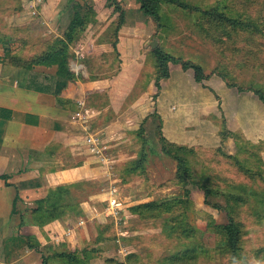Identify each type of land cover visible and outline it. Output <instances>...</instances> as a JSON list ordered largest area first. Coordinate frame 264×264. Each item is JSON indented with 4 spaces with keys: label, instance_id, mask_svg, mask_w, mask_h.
<instances>
[{
    "label": "rangeland",
    "instance_id": "1",
    "mask_svg": "<svg viewBox=\"0 0 264 264\" xmlns=\"http://www.w3.org/2000/svg\"><path fill=\"white\" fill-rule=\"evenodd\" d=\"M117 1L125 15H129V20L138 19L139 21L140 17L149 19L143 22L149 24V39H154L156 42L154 46L151 43L149 45L148 42L142 46L150 51L158 47L162 53L176 59L175 62L169 59L165 61L163 67L168 75L169 71H173L175 75L179 67L185 70L183 75L177 76V80L186 83L188 87L178 89L176 94H180L178 96L182 99H189L188 103L184 104L190 110L188 117L175 118L173 125L168 120L163 123L157 107L152 112H148L149 114L144 118L139 115L137 119H134L129 115L125 119L108 120L104 114V116L100 114L94 117L92 123H95V128L99 131L101 150L99 154L95 153L99 166L92 170L91 174L93 177L91 179L95 182L83 185L70 184L68 187L77 199L82 198V196L79 198L81 189H83L82 192L88 193L87 196L91 195L87 200L86 195L85 199H81V202L86 201V208L80 202H76L80 204L70 206L68 212L62 216L46 221L42 216H38L36 221L33 220L35 216L33 211L26 215H14L8 221L7 231L11 228L12 221L19 220L16 231L19 237L17 243L20 246L26 244L27 236H30L27 234L29 228L26 223L29 219H32L33 224H38L39 227L47 222L54 224L60 222L61 224L55 226L57 231L51 227L41 228V232L36 230V234L44 241L43 247L49 254L50 264H126L124 257L129 251L137 254L132 264H167L163 258L176 250L188 252L187 256L190 258L184 259L179 264H264V182L261 179H254L251 182L241 177L236 179L238 184L245 183L243 187L247 189L249 200L236 217L241 221L243 236L240 240L241 248L234 255L230 254L220 228L227 221L225 208L228 204L219 192L204 196L194 182L181 178L178 184L168 190L164 189L165 191L154 194L153 197L161 201L171 197L184 199L185 187H187L191 197L184 215V220L188 222L185 228L188 232H180L181 230L170 232L168 229L177 227L178 230L180 226L165 223L168 213L149 217L151 214L145 212L140 217L128 209L133 203L149 199L146 192L150 190L154 192L153 183L157 185L173 177L176 161L170 157L166 158L160 152L161 136H164L163 129L164 133H167L169 131L167 127L169 128L170 125L177 127V130L171 131L173 136L183 140L186 142L184 144L189 146L201 145L200 141H205V144L219 142L222 145L224 140L231 137V140L224 143V151L234 150L233 154L236 153L243 163L252 167L259 165V168L263 167L264 171V103L253 92L254 89H258L264 93V35L250 37L253 43L258 44L255 50L244 48L242 41L237 46L235 43L233 46L229 45L225 49L233 58L227 60L203 38L204 27L199 24L205 19L200 11L163 1L159 5L160 18L156 20L144 14L136 0ZM178 1L196 6L200 10L214 8L216 12L217 10L219 12L215 15L216 17L222 14L239 22L256 19L264 22V0ZM110 2L112 1L0 0V51L3 53L2 62L7 64L2 69V75L7 80L22 79L24 69L8 64L9 57L15 55V57L28 58L40 48L42 49L44 42L51 37L54 38L55 34L61 33L65 23L69 22L72 16V5H79V10L86 18L87 27L82 34L85 39L96 29L104 31L103 35L107 34L110 37L112 26L118 19L117 12L114 16V6ZM221 19H214V23L218 24ZM222 23L226 24V22ZM223 26L221 24L219 27H213L217 37L222 35ZM234 27L233 30H235ZM241 37V34L236 35L229 42L240 41ZM100 38L98 36L99 40ZM122 41L123 46L131 48L133 52L143 49L142 46L139 48L137 41L132 42L126 38H122ZM154 60V55H147L142 62L143 67L139 64L134 66L138 77L133 78L129 85L128 98H124V94H117L111 100L112 116L128 106L130 97L137 92L136 89L144 86L145 79L142 71L146 72L147 76L157 73V69H154ZM183 62L202 67L207 78L201 81L195 80L192 67L188 65L183 68ZM73 67L76 70L81 68L80 65ZM219 67H226L227 71H231L229 79L235 84L226 85L216 72ZM168 75L160 77L159 81L165 83ZM191 79H194L196 83L194 87L190 83ZM238 85L242 88L238 89ZM201 86L203 88H200ZM159 93L157 96H160L161 101L165 100ZM123 98L126 101H122ZM171 102L172 100H167V103H163V107L166 106L170 111ZM174 104L172 111H179L178 107L181 110L184 106H177V102ZM216 130L218 133L227 134V137L224 139L219 137L217 140ZM229 133H236L237 140L228 135ZM140 138L143 139L142 145ZM238 144H241V150ZM141 147L148 150L149 156L144 174H127L124 171V164L136 157ZM153 151L155 153H152ZM190 156L194 181L208 185L211 189L234 188V184H214L212 179L208 178L211 172L206 170L205 174L203 164L196 156ZM182 182H185V186H181ZM98 193L100 195L93 196ZM79 209L82 210V214L75 213ZM81 218L83 220H80ZM98 224H101L98 228H103L101 234H97ZM64 226L66 229L63 228ZM29 238L31 243H37L38 246L41 244L35 236ZM83 248L94 249L93 255H90V251L81 253ZM63 252H73L79 258V263L68 262L64 257L57 255ZM39 254L32 251L30 260L26 261L21 257L19 264H41Z\"/></svg>",
    "mask_w": 264,
    "mask_h": 264
},
{
    "label": "crops",
    "instance_id": "2",
    "mask_svg": "<svg viewBox=\"0 0 264 264\" xmlns=\"http://www.w3.org/2000/svg\"><path fill=\"white\" fill-rule=\"evenodd\" d=\"M140 20L132 21L129 20V15H125V22L117 33L119 35L116 51L110 43L111 35L110 38L107 34L103 35L104 31L96 29L93 34L87 36V39L82 35L80 41L72 46L73 56L69 61V67L74 73L73 79L57 76L54 72L55 67L35 66L29 70L24 69L22 79L7 80L2 75V69L7 64L2 62L3 53L0 51V264H19L21 257L28 261L32 257V251L39 253L27 244L20 245L21 247L18 245L19 237L16 230L19 220L12 221L11 228L7 231L10 218L14 215L30 214L29 212L36 207V201L43 198L50 188L95 182L91 179L93 178L91 174L92 170L99 166L95 153L99 154L101 150L99 131L96 130L95 123H92L94 117L104 114L108 120L125 119L129 115L134 119L139 115L144 118L155 107L163 123L168 120L173 125L175 118L188 117L190 110L184 104H187L189 99H182L178 96L180 94H176L178 89L188 87L186 83L177 80V76L185 72L180 67H177L175 75L173 71H169L165 83L159 81L160 86L155 84L156 73L147 76V73L142 71L144 86L136 89L137 92L130 97L128 106L111 115V100L117 94H124L123 97L128 98L129 85L133 78L138 77L134 66L139 64L143 67L145 57L152 55L150 50L142 46L146 42L150 45L154 40L149 39V24L143 22L149 19L140 17ZM66 25L67 23L63 26L62 32L55 34L54 38L61 37ZM98 36L101 37L100 40ZM54 38L51 37L50 40ZM122 38L137 41L139 48L142 46L143 49L133 52L131 48L123 46ZM74 65H80L81 68L76 70ZM190 83L192 87L196 84L194 79H191ZM158 92L165 100L161 101L160 96H157ZM124 98L122 101H126ZM167 100H172L170 111L166 106L163 107ZM175 102L177 106L184 105L181 110L179 107L177 109L179 111L171 110ZM171 125L167 127L169 130L167 133H164L163 129L164 137L176 143H186L173 136L171 131L177 130V127ZM201 136L204 137L202 134ZM216 136L219 140L220 134L217 130ZM229 139L231 140V137L226 141ZM226 141L224 140L222 145L219 142L205 144V141H200V144L207 147L220 146L224 150L223 145ZM93 146L98 147L99 151L92 150ZM225 152L233 154L234 150ZM165 190L146 192L149 199L143 201L153 199L154 194ZM82 191L83 189L79 198L82 196L81 199H85L84 196L88 193ZM74 195L72 192L74 202H80L85 207L86 201L81 202V199ZM96 195L100 194L93 196ZM90 196H87L86 200ZM26 223L29 228L27 234L29 237L35 236L41 243L38 247L43 250L44 241L36 234V230L41 232L42 229L51 227L57 231L55 226L61 224L47 222L39 227L38 224H33L32 219Z\"/></svg>",
    "mask_w": 264,
    "mask_h": 264
},
{
    "label": "trees",
    "instance_id": "3",
    "mask_svg": "<svg viewBox=\"0 0 264 264\" xmlns=\"http://www.w3.org/2000/svg\"><path fill=\"white\" fill-rule=\"evenodd\" d=\"M113 7V13L117 12V22L115 25L112 26L111 30V38L110 43L113 46L114 51H116V44L118 41V30L122 24L125 22V13L120 8L117 0H110ZM139 3V8L142 12L146 15L152 16L154 19L158 20L160 18V2L169 1L178 4L181 7L185 8H192L194 10L200 11L204 22L200 23L199 26L203 25L204 29H202L203 38L206 39L209 44L221 54L227 60H232L233 57L229 54L226 50L229 45L237 46L238 43L241 41L244 44V48L248 47L253 50L257 47V43H253L250 40V37L254 35H264V22L259 20H244V21H237L231 20L222 14H219V17L215 15L218 12L215 11L214 8H210L208 10H200L196 6H191L187 3H182L178 0H136ZM92 7V6H91ZM93 8V7H92ZM190 10V9H189ZM223 19H221V18ZM214 19H221L219 20L218 24L214 23ZM225 20V21H222ZM95 21V19H94ZM93 21V22H94ZM113 22V21H111ZM222 22H226L222 23ZM86 18L83 16L82 12L79 10V5H72V16L69 19L61 37H55L53 40H46L44 42L43 48L39 49L35 54L28 58H21L15 57V55H11L9 57L8 64L13 66L22 67V69H32L35 66H51L55 67V74L57 76H61L67 79H73L74 73L69 67L70 58L73 56L72 46L75 45V42L82 36L84 30L87 27ZM210 23V24H209ZM114 24V23H112ZM211 24L219 27V25L223 26V33L221 36H216L213 31V27L210 26ZM233 26H235V30H233ZM242 35V37L237 40H231L236 35ZM246 35H248L246 37ZM223 43V44H222ZM220 46H219V45ZM226 48V49H225ZM236 48V47H234ZM152 55L155 57V69H157V73L155 76V84L159 86V79L160 77H165L168 73L164 70V63L167 59L176 61L174 57L169 55H165L160 51L158 47L153 48L151 50ZM190 65L194 71V78L197 81H201L204 78H207V75L204 74L203 68L197 66L193 63L183 62L182 67L186 68ZM216 72L220 75L222 80L226 83L227 86H232L235 84L233 81L229 79L230 70L227 71L226 67H219L216 69ZM242 88L238 85V89ZM253 92L256 94L258 99L264 103V93L258 89H254ZM221 138L227 137V134L223 132H219ZM138 135V132H137ZM228 135L232 136L237 140L236 133H229ZM162 144L160 152L163 153L165 156L170 157L176 161V171L174 176L171 179H167L157 185L153 183L154 191H159L165 189L169 186L178 184L180 179H189L188 181L194 182L196 186L202 190L204 196L211 195L214 192L221 193L224 198L227 200V221L224 225H222L221 231L225 242L228 246L230 254H236L241 246L240 240L243 236V228L241 227V221L237 219L238 212H241L243 208L246 207L248 202L247 196V189H244L245 183H240L236 181L237 177H241L246 179L247 182H251L254 179H261L264 182V171L263 167L259 168L258 166H249L246 163H243L241 159L235 154H228L220 146H203V145H185L176 142H172L168 140L166 137L161 136ZM141 145L143 143V139L140 138ZM249 142V141H247ZM237 143V141H236ZM238 148L241 150V144H238ZM152 153H155L153 151ZM190 155H194L197 159L203 164L204 173L206 170L211 172V175L208 178H211L214 184H226L231 185L234 184V188L222 190L219 188L211 189L210 186L202 184L201 182L194 181L193 179V170H192V163L189 159ZM148 150L144 147L137 152V156L124 165V171L127 174L130 173H138L144 174L145 171V164L148 161ZM262 164V163H261ZM258 167V168H255ZM206 174V173H205ZM6 177L5 175H3ZM153 182V181H152ZM186 182V181H185ZM185 182H182L185 186ZM81 185V184H80ZM69 185H59L53 188H50L47 194L36 201L37 205L32 210L34 213L33 220H38V216H42L46 220L53 219L58 216H62L65 212H68L70 206H74L78 204L72 200L71 192L69 190ZM226 187V186H225ZM183 188V187H182ZM149 191V190H148ZM152 190L149 191V193ZM186 197L184 199H180L177 197L166 198L164 200H157L155 198L150 199L148 201L138 202L130 205L128 209L132 213L138 214L140 217L145 212L151 214L149 217H158L164 213H168L169 216L165 218V223L168 224H176L179 225L180 228L177 230V227H173L168 229L170 232L176 230L179 232L187 231L185 228L188 226V222L184 220V215L186 214V209L188 207V203L191 200L189 191L187 187H185ZM207 202V199H205ZM216 207L222 208L219 205H215ZM224 209V208H222ZM76 214H82V210L75 212ZM255 214V212H253ZM101 227V224L97 225ZM98 233L101 234L103 228H98ZM185 229V230H184ZM191 229V228H189ZM188 232V231H187ZM169 234V233H168ZM97 238V237H96ZM31 238L27 237L26 244L30 248H34L41 254V263L42 264H50L49 263V254L46 250L40 249L38 244L31 243L29 241ZM37 244V245H36ZM90 251V255H93L94 249L88 250L87 248H83L81 253H85ZM60 257H64L68 262L72 263H79V258L73 253H58ZM188 252H182V250H176L174 253H170L166 257H164V262L167 264H179L184 259L188 258ZM137 258V254L133 251H129L126 253L124 257V261L126 264H132V260ZM194 259V258H192ZM87 261V260H86ZM191 261V260H188ZM187 263V262H186Z\"/></svg>",
    "mask_w": 264,
    "mask_h": 264
},
{
    "label": "built area",
    "instance_id": "4",
    "mask_svg": "<svg viewBox=\"0 0 264 264\" xmlns=\"http://www.w3.org/2000/svg\"><path fill=\"white\" fill-rule=\"evenodd\" d=\"M89 141H91V139H88ZM92 143H93V141H92ZM92 150H94V151H96V152H98L99 150H98V147H96V146H93L92 147Z\"/></svg>",
    "mask_w": 264,
    "mask_h": 264
},
{
    "label": "water",
    "instance_id": "5",
    "mask_svg": "<svg viewBox=\"0 0 264 264\" xmlns=\"http://www.w3.org/2000/svg\"><path fill=\"white\" fill-rule=\"evenodd\" d=\"M155 42H156V40L151 41V45L154 46L155 45L154 44Z\"/></svg>",
    "mask_w": 264,
    "mask_h": 264
}]
</instances>
